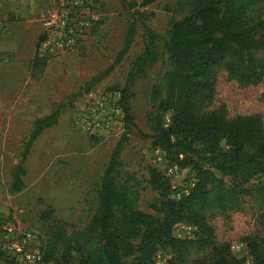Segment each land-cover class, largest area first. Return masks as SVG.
<instances>
[{
	"label": "rangeland",
	"instance_id": "obj_1",
	"mask_svg": "<svg viewBox=\"0 0 264 264\" xmlns=\"http://www.w3.org/2000/svg\"><path fill=\"white\" fill-rule=\"evenodd\" d=\"M127 1L140 7L148 0ZM180 1L156 0L141 7L149 17L148 28L160 37L159 59L131 88L129 107L135 127L127 134L119 156L121 179H131L139 194L138 210L149 215H155L151 206L158 199L148 183L149 171L164 174L168 161L151 147L147 114L152 110V90L168 70L163 42L171 24L182 17L176 13ZM256 15L258 34H264V11ZM129 22L119 0H0V224L15 230V242L29 236L26 250L32 254H38L52 222L64 225L71 234L87 227L95 213L100 179L125 132L120 92L132 61L143 49L140 28L130 50L111 73L87 93L76 94L115 62ZM36 53L45 65L33 72ZM66 102L69 106L57 123L32 144L24 163L23 190L11 192V172L33 122ZM220 108L229 119L260 115L264 121V81L242 88L219 72L208 111ZM96 124L100 127L95 128ZM193 180L192 171L182 170L170 180L171 197ZM46 211L52 215L48 223L40 221ZM258 214L253 199L245 197L238 211L211 218L217 244L239 246L235 256L249 260L244 239L264 238ZM184 226L176 228L175 236L191 238L193 229L188 228L192 227ZM5 256L15 264H25L0 247V264ZM157 257L164 263L170 253L164 250Z\"/></svg>",
	"mask_w": 264,
	"mask_h": 264
},
{
	"label": "trees",
	"instance_id": "obj_2",
	"mask_svg": "<svg viewBox=\"0 0 264 264\" xmlns=\"http://www.w3.org/2000/svg\"><path fill=\"white\" fill-rule=\"evenodd\" d=\"M155 1L137 7L119 0L130 16L123 47L115 62L76 94L87 93L111 73L140 28L143 49L132 61L120 92L125 132L100 179L95 213L87 227L71 234L64 225L52 222L40 246L38 264H155L164 250L170 253L166 264H242L229 244H217L210 219L238 211L242 199L251 197L259 224L264 226V121L260 115L229 119L224 108L208 111L219 72L242 88L264 81V34H258L260 23L256 22V14L264 11V0H182L177 4L176 13L182 17L171 24L163 42L168 70L152 90L148 138L168 164L192 171L195 182L187 196L176 200L171 197L170 180L150 170L148 183L158 199L151 206L155 215H149L138 210L139 194L131 179L120 177L122 145L135 127L129 107L131 88L159 59L160 37L148 28L149 17L141 11ZM35 56L33 72L45 65L44 59ZM68 106L69 102L59 104L33 122L11 172V192L24 188V163L32 144ZM253 181L257 183L251 185ZM51 218L49 211L40 215L44 223ZM180 225L192 227L191 238L175 236ZM244 241L252 263L264 264V238ZM2 263L15 264L9 256Z\"/></svg>",
	"mask_w": 264,
	"mask_h": 264
},
{
	"label": "built area",
	"instance_id": "obj_3",
	"mask_svg": "<svg viewBox=\"0 0 264 264\" xmlns=\"http://www.w3.org/2000/svg\"><path fill=\"white\" fill-rule=\"evenodd\" d=\"M100 124H96L95 128H99ZM157 154H161V156H163V154L157 150L156 151ZM162 159H164L162 157ZM161 159V160H162ZM159 158V161H161ZM182 170L178 168V166L176 165H170V164H166L165 169H164V175L169 179H174L177 176H179V174H181ZM195 180H193V182L190 184V186H188V188H186L184 191H182L181 193L176 194V197H174V199L179 200L184 196H187L190 192V190L192 189L193 185H194ZM173 189L174 186H172ZM182 226V228H185L184 225H180ZM178 228V227H177ZM189 230L192 228H188ZM14 229L10 228L9 225H4V224H0V247L3 251H9L12 252L14 257L18 256L20 258V260L25 263V264H38L40 257H39V252L37 253H30L29 251L26 250V241L28 240L29 236L23 235L21 236V239L18 240L17 242H15L12 239V236L14 235ZM240 247L239 246H232L231 247V251L234 253L236 251H239ZM166 262L162 263L159 257H156V262L155 264H165ZM242 264H253L251 259L249 260H245L242 262Z\"/></svg>",
	"mask_w": 264,
	"mask_h": 264
}]
</instances>
